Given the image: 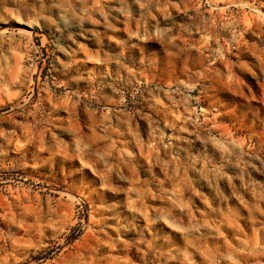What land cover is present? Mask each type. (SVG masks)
Returning a JSON list of instances; mask_svg holds the SVG:
<instances>
[{
  "label": "rangeland",
  "instance_id": "rangeland-1",
  "mask_svg": "<svg viewBox=\"0 0 264 264\" xmlns=\"http://www.w3.org/2000/svg\"><path fill=\"white\" fill-rule=\"evenodd\" d=\"M0 264H264V0H0Z\"/></svg>",
  "mask_w": 264,
  "mask_h": 264
}]
</instances>
